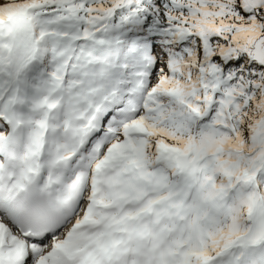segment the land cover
Listing matches in <instances>:
<instances>
[{
  "label": "snow or ice",
  "instance_id": "obj_1",
  "mask_svg": "<svg viewBox=\"0 0 264 264\" xmlns=\"http://www.w3.org/2000/svg\"><path fill=\"white\" fill-rule=\"evenodd\" d=\"M0 264H264V0H0Z\"/></svg>",
  "mask_w": 264,
  "mask_h": 264
}]
</instances>
